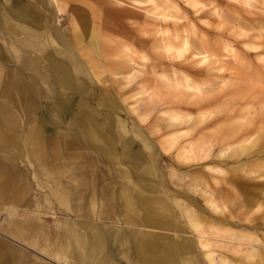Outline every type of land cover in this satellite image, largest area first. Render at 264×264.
<instances>
[{"label":"rangeland","instance_id":"1","mask_svg":"<svg viewBox=\"0 0 264 264\" xmlns=\"http://www.w3.org/2000/svg\"><path fill=\"white\" fill-rule=\"evenodd\" d=\"M48 3L0 0V129L14 137L0 146V264H143L123 223L140 189L165 224L141 231L164 259L176 243L188 264L264 263V0ZM90 35L92 47L74 41ZM83 108L100 138L76 122Z\"/></svg>","mask_w":264,"mask_h":264},{"label":"crops","instance_id":"2","mask_svg":"<svg viewBox=\"0 0 264 264\" xmlns=\"http://www.w3.org/2000/svg\"><path fill=\"white\" fill-rule=\"evenodd\" d=\"M41 3L44 6V8H46V9L50 8L48 0H41ZM47 16H48V18H50L51 15L50 16L47 15ZM37 20H38V18H34V19H32V22L35 23V22H37ZM56 31H57V28H56ZM88 40H92L91 35L88 36L87 38H82V36H78V37L74 38V41L76 42L77 46H79L78 45L79 42L83 44V43L88 42ZM93 41H95V39H93ZM51 69H53V71L56 72V74L59 76L58 80L61 83V78L59 75L60 68L56 67L55 64L51 63ZM74 70H75V68H73V69L69 68V67L67 68V72L70 76H68V75L65 76V84H66L65 87L70 86V77L72 75H74V73H75V72H73ZM10 111H11V109H10ZM10 116H12V115L9 113H5L3 115L1 113L2 121L6 122V123L12 122V118ZM89 116H90L89 113L84 111V108H83L82 112H80L76 116L75 120L79 124V126L83 127L87 132H89L92 135L94 134L95 137L100 138V135H98V130L92 129L91 124H90L91 123L90 122L91 117H89ZM73 121H74V118H73ZM76 122L74 121L75 125H76ZM80 134H82V133L80 132ZM38 135H39L38 129H35L34 133L30 134V136H27V137L30 139V143L32 144V147H33L32 148V154L34 152H36L34 155V159L39 162V161H42L41 157H44V153L39 147L40 146L39 142H37ZM13 138L14 137H13L12 131H9L8 129H5L3 131L0 129V146H6L7 144H10L13 141ZM85 139L87 140V138H85ZM88 142H91V141H88ZM50 153L55 158L59 154V150L57 151L56 149H52L50 151ZM54 164H51V165L54 166ZM72 166H73V164L69 163L67 166L65 165L64 170L67 171ZM142 192L143 191L141 189L136 191V207H134L132 209L128 208L127 211H125L124 221H123L124 225H126V226H128V225H131L132 227L134 226L133 229H135V231L133 232V234L135 236L134 239H135V254H136V256H138L139 258H142V256L144 254L150 256V257H148L147 260L144 261L143 264H162V263L164 264L167 262L170 264H188L187 259H185V260L179 259V255H180L179 251L176 252L175 249L171 248L174 244H171L170 246H168L171 249L170 252L172 255L169 254L168 256H165V257H171V259H169V260L164 259V252H163L164 250L162 249V247L159 248V246L156 244V242H159V240H160L158 235L148 234L145 231H141L142 227L145 226L144 224H147V225L153 226V227H159V228H162L165 225L161 219H157L156 217L155 218L151 217L150 214H148V209H149V207H151V205L149 206L148 204L145 203V199L142 196L143 195ZM121 203H122L123 207L127 206L130 203L129 196L124 195L121 198ZM140 208L143 210V213L141 212L142 214H140ZM135 227L140 228V229L138 230ZM77 233L79 236H78L76 241H77L80 249H82V250L86 249L88 252H91V254H92L94 252V249H93L94 244L91 242V240H93V239L91 237L85 236L81 231H79ZM81 234L84 235L85 237H83ZM123 254L129 259V254L127 253L126 249L123 250ZM186 258H188V257H186ZM130 262H131V260H130Z\"/></svg>","mask_w":264,"mask_h":264},{"label":"bare ground","instance_id":"3","mask_svg":"<svg viewBox=\"0 0 264 264\" xmlns=\"http://www.w3.org/2000/svg\"><path fill=\"white\" fill-rule=\"evenodd\" d=\"M135 1V0H134ZM191 1V0H190ZM193 1V0H192ZM139 3V2H138ZM187 3V2H186ZM196 3V2H195ZM197 5V3L195 4V6ZM193 6V5H192ZM94 43V41L93 40H88V42H86V43H78V45L81 47V46H90V47H92V44ZM91 49H93V48H91ZM182 49H183V51H185L186 49H187V43L186 42H184L183 43V46H182ZM162 79L163 80H165V81H167L168 79L167 78H165V77H162ZM176 84H178V82L176 83ZM182 84H183V86L187 89V90H192V91H195V92H200V87H198V86H195L194 85V83L193 82H191L190 81V79H189V77L188 76H186V75H184L183 76V79H182ZM210 115V114H209ZM185 118L183 119L185 122L186 121H189L190 120V117L189 116H184ZM203 118H204V114L203 113H200L198 116H197V123H200V122H202V120H203ZM246 137V136H245ZM201 142H203L202 140H201ZM204 143V142H203ZM251 143V139H248V138H245V139H242V140H240L238 143H236V146H235V149H239V150H241V151H246L247 149H248V147H249V144ZM204 144H206V143H204ZM203 144V145H204ZM224 146V145H223ZM198 147V146H197ZM202 147V146H201ZM200 148V147H199ZM202 150V149H201ZM199 151H200V149H199ZM224 150H220V152H219V155H222ZM201 152V151H200ZM199 152V153H200ZM198 153V154H199ZM243 164V163H242ZM243 170V169H242ZM257 172H259V171H256V170H254V169H250V170H248L247 172H246V174H247V176H254V175H256V173ZM257 178H264V175H262V174H260V175H257L256 176ZM257 180V179H256ZM234 190V189H233ZM243 190V189H242ZM251 191V190H250ZM230 196V195H229ZM225 199V198H224ZM249 200V199H248ZM233 200H231V199H226V202H227V204L230 206L231 204H235V203H237V202H235V203H233L232 202ZM250 201V200H249ZM248 203H251V202H248ZM140 205V204H139ZM251 205H252V203H251ZM251 205H247V204H245V202L244 203H240L239 204V206L238 207H240V209H245V210H249L250 211V208H251ZM167 211V210H166ZM247 212V211H246ZM255 212V211H254ZM242 213H244V212H242ZM248 213V212H247ZM254 215V214H253ZM192 216V218H190ZM191 216L189 217V222H190V227L192 228V231L197 235V237L199 236V237H201V236H203L204 234H206L205 232H203L202 231V228H201V226L200 225H197V224H199L198 222H197V219L196 218H193V216H195V214L193 215L192 213H191ZM259 217V216H258ZM249 222V221H248ZM168 226V225H167ZM252 226V225H251ZM254 226V225H253ZM169 227V226H168ZM248 229V228H247ZM264 232V231H263ZM182 233H184V232H182ZM215 234H218V233H215ZM219 237V236H218ZM222 238V237H221ZM250 240V239H249ZM205 241L203 240V242H201L200 243V245L201 246H206V243H204ZM195 243V242H194ZM172 248L173 249H175V251L177 252V251H179L180 249H182L178 244H174L173 246H172ZM260 248V247H259ZM263 248V247H262ZM182 251V250H181ZM180 256V255H179ZM193 259V258H192ZM262 264H264V263H262Z\"/></svg>","mask_w":264,"mask_h":264}]
</instances>
